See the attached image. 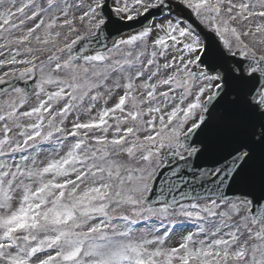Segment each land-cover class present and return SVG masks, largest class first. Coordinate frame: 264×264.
<instances>
[{
	"label": "snow or ice",
	"instance_id": "snow-or-ice-1",
	"mask_svg": "<svg viewBox=\"0 0 264 264\" xmlns=\"http://www.w3.org/2000/svg\"><path fill=\"white\" fill-rule=\"evenodd\" d=\"M0 264H264V0H0Z\"/></svg>",
	"mask_w": 264,
	"mask_h": 264
},
{
	"label": "water",
	"instance_id": "water-1",
	"mask_svg": "<svg viewBox=\"0 0 264 264\" xmlns=\"http://www.w3.org/2000/svg\"><path fill=\"white\" fill-rule=\"evenodd\" d=\"M124 30H125L126 32H127V31H129V29H127V28H126V29H124Z\"/></svg>",
	"mask_w": 264,
	"mask_h": 264
}]
</instances>
